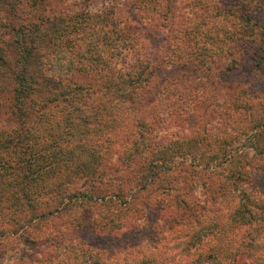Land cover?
Returning a JSON list of instances; mask_svg holds the SVG:
<instances>
[{
  "label": "trees",
  "instance_id": "obj_1",
  "mask_svg": "<svg viewBox=\"0 0 264 264\" xmlns=\"http://www.w3.org/2000/svg\"><path fill=\"white\" fill-rule=\"evenodd\" d=\"M46 1L0 0V264L15 249L40 261L56 252L62 264H182L161 253L181 242L156 224L98 244L172 208L184 251L225 242L190 264H264V89L232 80L245 69L264 85V46L250 45L258 31L264 39V9L192 0L198 21H185L166 60L180 69L196 61V78L184 72L153 99L156 73L136 48L115 62L125 46L109 48L105 23L76 12L34 19ZM149 193L160 206H134ZM81 232L95 241L76 242Z\"/></svg>",
  "mask_w": 264,
  "mask_h": 264
},
{
  "label": "rangeland",
  "instance_id": "obj_2",
  "mask_svg": "<svg viewBox=\"0 0 264 264\" xmlns=\"http://www.w3.org/2000/svg\"><path fill=\"white\" fill-rule=\"evenodd\" d=\"M250 1V8H258V10L260 11L259 13H261L262 9H264V0ZM49 12L54 13L56 17L76 12L81 15V18H83V20L86 18H90L95 19L94 22H98L101 25H104L105 23L106 28L100 30V33L103 34L104 32V35H102V37L104 36V40L106 39V41L108 42L109 48H111L112 46H125L120 55L114 58L115 62L118 60V58L123 57H126L128 60H130L131 55L133 59V50L136 48L137 52L135 57L138 58L137 56H142L146 58V60L149 61V64H151L152 68L155 70L156 79L153 82V87H155V89H153L151 95V97L153 96V99L154 97H156L155 94L159 90L163 89L164 86H167L170 82H172L171 86H173L176 83L173 79L182 76L184 72L188 71L191 74L190 78L192 80L193 78H196L194 65L196 61H194V63L188 64L186 69H180L176 68L175 66H171L166 60L169 49L172 46H180L178 40L175 38L182 37L179 33L183 29L185 21L189 18V20L192 21L191 23L198 21L199 14L195 15L193 13L194 10L192 7V0H48L44 4H42L34 19L38 20L40 19V16L43 17L49 14ZM98 17L102 20L98 21ZM261 33L262 31H258L256 39L250 43L251 46H256L254 47V50H257L258 46H264V39L261 36ZM252 39L253 38H251V40ZM191 40V42H195L194 37L191 38ZM182 47L184 48V46ZM195 48L196 46H192V49ZM234 54L235 56H237L240 53L237 54L235 52ZM256 55L258 54H255V56ZM243 58L244 57H242L241 59L242 63ZM253 59V56H251L249 58V62L252 63ZM224 65L225 64H223V66ZM247 65L249 64H247L246 62L245 67ZM232 77V80L238 81L241 84H245L246 82V87L249 88L250 92H260L259 90L264 89V85L262 83H259L260 81L250 78L248 76V72L245 69H242V71L240 70L238 73H236V75ZM223 78H221V80H224ZM228 82L230 81L225 80L224 85L226 86L227 84H229ZM223 88V90H226L225 87ZM194 89L198 90L196 88ZM200 89L201 88H199V90ZM204 93L208 94L211 100L217 98L215 92L213 93L211 89L203 91V94ZM144 108L145 107H143V110ZM207 111L209 112V110ZM141 112L142 109L139 113ZM213 122H215V120H213ZM175 126L176 124L172 123L171 129L169 130V133H167L168 135L175 132ZM158 198L159 197L156 193L145 194L143 196V199L140 195L139 198H136L133 204L135 207H144L145 204H148V206L155 205L156 207H158L161 205L160 199L158 200ZM194 198L199 200V197L194 196ZM163 201L164 202L162 203V205L166 206L168 203L165 201V199ZM108 210L109 209L106 208V212H108ZM135 215H137V213H134L132 217ZM180 217L181 215L179 211L173 208L171 210H168L163 217H161L158 212H148L145 218H141V220L137 222H132L131 224H129V226L127 225L125 229L119 230L116 235L113 234L110 238H108L107 235H105L104 237L101 235L102 238L98 240V244L101 247L103 245L106 247H111L117 244V242L130 239L132 236L141 237L143 232L140 231V229L143 228L144 222L146 223L145 228H148L149 230H152L155 224L156 226L158 225L160 228V232L158 234L160 235L162 231H164L166 234H171L174 237L172 243H184L185 240L182 239L183 236L178 235V233L176 232L179 229H176V227H174V224H176L178 220L181 221ZM169 221H173V228L170 230V233L166 231V225L170 224ZM58 224H60V222ZM147 233L149 234L151 232ZM94 236L95 234L93 232L86 234H83L81 232L78 234V237L75 240L76 242H80V239L82 240L83 238H85V240L87 241L94 242ZM221 238L223 237H209L207 242L203 244L204 246H201L198 249L189 247L188 251H184V246H182V244L180 243V245H177V247L170 248L168 252L163 251L161 253H163V255L165 256L170 255L171 257H177V259H181L182 264H190L191 258H196L200 251L207 252L208 249H212L213 245H216L218 249H221L225 244V242L221 243V241H223V239ZM245 238V240H249L247 239L248 237L245 236ZM144 239L152 240V236L147 235L143 237V240ZM195 252L198 253L194 254V256H189V253ZM12 253L13 254H10V256L8 254H4L3 264H62L63 261L65 262L63 256L56 254V252H54V254H52L51 257L48 258V260L41 261L39 260L40 258L37 259L36 255H33L31 259H28L26 256H22V258H20L17 249H15ZM242 254H246V251L243 250ZM249 256L252 257V255ZM17 258L19 259V261L21 260L20 263H17ZM49 260L52 261L49 262ZM207 264L215 263H213V260H211L208 261ZM245 264H252V262L251 260L246 259Z\"/></svg>",
  "mask_w": 264,
  "mask_h": 264
}]
</instances>
